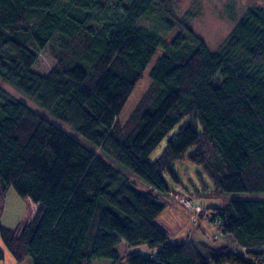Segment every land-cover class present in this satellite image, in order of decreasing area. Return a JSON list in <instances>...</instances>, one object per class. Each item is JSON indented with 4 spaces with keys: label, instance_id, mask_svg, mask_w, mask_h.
<instances>
[{
    "label": "trees",
    "instance_id": "16d2710c",
    "mask_svg": "<svg viewBox=\"0 0 264 264\" xmlns=\"http://www.w3.org/2000/svg\"><path fill=\"white\" fill-rule=\"evenodd\" d=\"M159 48L149 83L121 120ZM42 50L53 59L46 74L32 69ZM0 79L91 145L0 86V195L12 187L39 204L19 232L0 223L16 261L264 264V199L208 206V220L243 252L216 237L173 241L156 223L165 206L159 192L183 184L178 159L199 165L202 185L205 175L215 193L264 191V7H247L211 51L172 0H0ZM122 241L160 248L121 256Z\"/></svg>",
    "mask_w": 264,
    "mask_h": 264
},
{
    "label": "rangeland",
    "instance_id": "374dc122",
    "mask_svg": "<svg viewBox=\"0 0 264 264\" xmlns=\"http://www.w3.org/2000/svg\"><path fill=\"white\" fill-rule=\"evenodd\" d=\"M250 6L264 7V0H172V7L174 8L175 14L183 16L188 21L191 28L204 40L206 46L211 51L219 47L244 10ZM145 22L150 27L155 22V19L151 18ZM172 34L173 31L169 32L168 36ZM160 35L165 37L167 34L161 33ZM160 51L161 49L159 48L152 57L143 76L130 93L119 114L121 120L127 117L149 83V77L147 75L148 69ZM52 63L53 59L47 50H42L38 53L32 69L38 73L46 74L51 68ZM0 86L13 97L25 102L33 110L54 122L69 135L85 145L91 146L85 137L67 123L57 119L50 111L40 106L34 99L18 91L1 79ZM163 143L164 141L150 155V159L159 152ZM100 155L120 172L125 174L133 184L140 188L148 187L144 180L118 165L109 156L101 153ZM174 163L179 168L178 171L182 176L183 184H172V189L166 194L159 192L160 200L165 202V206L156 218V223L167 232L173 241L188 238L211 243L213 242V237H216L214 239L215 244H226L228 249L243 252L244 249L239 248L233 242L230 234L223 235L217 230V223L208 220L211 217L208 206L223 205L230 199H264V191H222L215 193L212 189L211 182L205 175H202V179L206 186L204 187L202 185L195 172L196 169H200L199 165L185 159H178ZM38 205V202L30 197L20 196L12 187H9L4 197L0 195V223L10 227H17V232H19L23 225L34 217ZM200 213L201 215H199ZM116 247L119 254L124 256L129 252L150 254L159 249L160 245H149L147 242H140L129 246L122 241ZM0 249L3 251V258L0 259V264H33L29 256L21 262L16 261L7 250L1 237ZM121 261L123 264H126L124 258ZM108 263H110L108 258H98L92 260L90 264Z\"/></svg>",
    "mask_w": 264,
    "mask_h": 264
},
{
    "label": "built area",
    "instance_id": "2783aa9c",
    "mask_svg": "<svg viewBox=\"0 0 264 264\" xmlns=\"http://www.w3.org/2000/svg\"><path fill=\"white\" fill-rule=\"evenodd\" d=\"M217 223H219V221L217 220ZM241 249H243V248H241ZM233 250V249H232ZM233 251H237V250H233Z\"/></svg>",
    "mask_w": 264,
    "mask_h": 264
},
{
    "label": "crops",
    "instance_id": "0c3cea01",
    "mask_svg": "<svg viewBox=\"0 0 264 264\" xmlns=\"http://www.w3.org/2000/svg\"><path fill=\"white\" fill-rule=\"evenodd\" d=\"M108 264H110V263H108Z\"/></svg>",
    "mask_w": 264,
    "mask_h": 264
},
{
    "label": "water",
    "instance_id": "95a60500",
    "mask_svg": "<svg viewBox=\"0 0 264 264\" xmlns=\"http://www.w3.org/2000/svg\"><path fill=\"white\" fill-rule=\"evenodd\" d=\"M228 264H230V263H228Z\"/></svg>",
    "mask_w": 264,
    "mask_h": 264
}]
</instances>
